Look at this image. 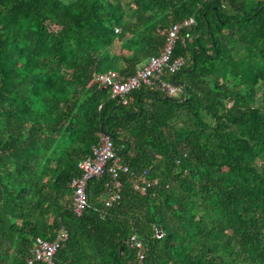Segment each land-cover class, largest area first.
Here are the masks:
<instances>
[{"label": "trees", "instance_id": "16d2710c", "mask_svg": "<svg viewBox=\"0 0 264 264\" xmlns=\"http://www.w3.org/2000/svg\"><path fill=\"white\" fill-rule=\"evenodd\" d=\"M190 19L186 65L161 78L177 97L122 105L94 81L133 75ZM100 134L133 177L117 201L89 181L77 215L70 182ZM59 231L55 264H264V0H0V264Z\"/></svg>", "mask_w": 264, "mask_h": 264}, {"label": "built area", "instance_id": "2783aa9c", "mask_svg": "<svg viewBox=\"0 0 264 264\" xmlns=\"http://www.w3.org/2000/svg\"><path fill=\"white\" fill-rule=\"evenodd\" d=\"M193 20L183 22L181 25H174L168 31L162 50L157 56L149 57L141 64L133 75L120 79L117 78L114 72L94 74V81L99 83L103 90L109 92L111 99L118 100L122 105H126V97L132 91L146 87L149 90H156L168 98H175L181 93V88L163 81L161 78L165 71L170 76L175 75L185 65L186 60L183 58L172 59L174 44L177 40L178 33L182 27L191 25ZM118 33V29L114 30ZM120 150L115 148L112 139L106 134H100L98 142L91 149V155L77 163L79 175L73 178L70 182V188L74 193L73 211L80 215L86 207V186L89 181L108 177L113 183L117 193L111 197V201L119 199L118 191L120 188L119 178L121 175H130L127 165L123 164ZM151 181H148L143 175L134 185V189L143 193L146 188H150ZM161 235H158L160 237ZM66 234L64 231H59L53 240L45 241L36 238L34 248L31 252V260L28 264H55L54 255L64 242ZM134 237H131L133 243ZM135 243V242H134ZM135 246L140 248V242H136Z\"/></svg>", "mask_w": 264, "mask_h": 264}, {"label": "water", "instance_id": "95a60500", "mask_svg": "<svg viewBox=\"0 0 264 264\" xmlns=\"http://www.w3.org/2000/svg\"><path fill=\"white\" fill-rule=\"evenodd\" d=\"M122 250V248H120V251Z\"/></svg>", "mask_w": 264, "mask_h": 264}, {"label": "rangeland", "instance_id": "374dc122", "mask_svg": "<svg viewBox=\"0 0 264 264\" xmlns=\"http://www.w3.org/2000/svg\"><path fill=\"white\" fill-rule=\"evenodd\" d=\"M110 72V71H109ZM105 73H107V72H105Z\"/></svg>", "mask_w": 264, "mask_h": 264}]
</instances>
